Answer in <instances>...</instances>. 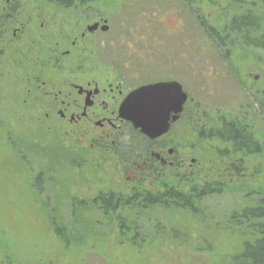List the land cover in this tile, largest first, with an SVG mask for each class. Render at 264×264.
<instances>
[{
  "label": "rangeland",
  "instance_id": "1",
  "mask_svg": "<svg viewBox=\"0 0 264 264\" xmlns=\"http://www.w3.org/2000/svg\"><path fill=\"white\" fill-rule=\"evenodd\" d=\"M49 1L18 0L20 17L34 20L38 28L51 23V31L64 27L70 40L106 19L110 29L97 38L115 39L120 57L130 45L142 47L149 32L151 41L161 44H154L158 63L175 69L193 99L194 125L218 119L220 112L246 110L263 153L247 158L242 177L227 178L224 159L217 155L224 151L222 145L201 140L195 132L178 134L183 146L195 148L194 175L184 191L193 186L202 190L214 180L223 185L220 195L202 200L195 214L157 205L100 210V196L124 190L121 158L112 152L82 156L59 125L39 120L10 64L0 71V259L14 264H230L251 238L229 216L264 196V52L231 38L225 61L224 50L212 49L180 0H96L93 8L79 10ZM4 6L0 0V11ZM203 9L223 28L236 13L264 14V0H236L220 8L205 4ZM203 116L207 118L200 122ZM178 150L190 157L187 149ZM116 216L126 220L124 230ZM135 236L140 239L136 245L130 241Z\"/></svg>",
  "mask_w": 264,
  "mask_h": 264
},
{
  "label": "flooded vegetation",
  "instance_id": "2",
  "mask_svg": "<svg viewBox=\"0 0 264 264\" xmlns=\"http://www.w3.org/2000/svg\"><path fill=\"white\" fill-rule=\"evenodd\" d=\"M3 2L5 6L0 11V71L11 64L22 84L19 89L26 91L27 101L33 104V113L39 120L59 125L61 133L75 141L82 156L112 152L125 166L124 190L100 196L99 209L114 212H127L134 206L145 209L150 207L147 201L160 198L162 193L177 192L179 188L184 190L182 186L189 184L194 175L195 148L193 144L183 146L178 134L193 136L195 132L201 140H215H210L207 135L212 129L208 124L211 120L200 127L194 125L195 111L190 108L193 99L183 85L188 101L176 122H173L176 115H170V131L161 138L149 139L120 116L126 99L139 88L162 82L179 83L173 67L166 69L158 63L155 45L161 44L151 41L152 35L147 32L142 47L133 49L130 45L120 57L115 39L97 38L109 31L102 30L108 23L106 19L87 25L70 40L64 27L51 31V23L47 26L42 22L38 28L34 20L21 18L18 0ZM95 24L99 25L98 29L90 32L88 28ZM167 33L174 42V36L169 31ZM105 44H108L109 56ZM204 118L207 117L200 120ZM137 145H141L140 148ZM178 149L188 150L185 154L190 156L191 163L187 173L189 158L181 155ZM132 155H135L134 159L130 158ZM224 176L227 175L224 173ZM179 177L182 179L178 180ZM126 203L131 207L124 206ZM115 219L120 221L122 229L125 228L127 223L123 222V217L116 216ZM137 223H133L134 230ZM250 238L252 241L257 239ZM139 240L135 236L130 241L136 245ZM0 264L14 263L0 259Z\"/></svg>",
  "mask_w": 264,
  "mask_h": 264
},
{
  "label": "trees",
  "instance_id": "3",
  "mask_svg": "<svg viewBox=\"0 0 264 264\" xmlns=\"http://www.w3.org/2000/svg\"><path fill=\"white\" fill-rule=\"evenodd\" d=\"M96 0H50L49 2L63 6L66 9L76 6V10L86 6L92 7ZM188 14H193L198 27L203 35L210 40L212 49L223 51L224 60H228V42L231 38H240L248 46L264 52V14L255 10H247L243 13L232 15L223 28L214 25L205 14L203 6L220 8L223 3H235L236 0H180ZM231 43V42H230ZM209 44V43H208ZM237 76V75H236ZM241 110V111H240ZM232 112H220L218 119L209 122L212 128L207 134L210 140H215L225 148V152L218 151L217 155L224 158L226 166L223 174L226 177L240 178L243 176L244 166L247 158L263 153V144L256 136L251 126L246 110L240 109ZM201 122V120H200ZM199 123V122H197ZM197 127V126H196ZM204 135V133H202ZM142 144V142H141ZM137 148V147H135ZM140 148V147H139ZM135 158V155L130 157ZM222 176V175H221ZM204 188L199 190L198 186L190 187L187 192L181 189L170 190L162 193L160 198L147 201V206H162L187 209L192 212L197 210L200 202L208 197L220 195L223 190L222 183L212 181L206 183ZM223 189V188H222ZM130 204V203H128ZM127 203L124 206H129ZM126 220L124 219L123 222ZM229 222L236 227L245 228L250 236L256 237L255 241L247 240L239 254L232 257L230 264H264V196L255 197L254 203L243 210L234 212L229 216ZM133 226V224L131 223ZM124 230V228H123Z\"/></svg>",
  "mask_w": 264,
  "mask_h": 264
},
{
  "label": "water",
  "instance_id": "4",
  "mask_svg": "<svg viewBox=\"0 0 264 264\" xmlns=\"http://www.w3.org/2000/svg\"><path fill=\"white\" fill-rule=\"evenodd\" d=\"M98 26V24L92 25L88 30L90 32L96 31ZM102 30L105 32L109 30L107 22ZM160 89L167 90L171 96V102L168 105L166 115L163 118L158 117L148 103H144L135 109L130 108L127 104L128 98L137 94H141L145 101H149L158 95V92L154 90ZM129 97L126 99L120 110L121 118L129 121L136 130H140L143 135L151 140H156L168 134L171 127L169 122L170 115L172 113L176 115L173 118V122H176L188 101L187 93L184 92L182 85L178 82H162L147 85L139 88L129 95Z\"/></svg>",
  "mask_w": 264,
  "mask_h": 264
},
{
  "label": "snow or ice",
  "instance_id": "5",
  "mask_svg": "<svg viewBox=\"0 0 264 264\" xmlns=\"http://www.w3.org/2000/svg\"><path fill=\"white\" fill-rule=\"evenodd\" d=\"M154 91H157L158 95H156L149 101H145L141 94L130 96L127 101L128 106L132 109H135L144 103H148L150 104L153 111L157 114V116L163 118L166 115L167 107L171 102V96L165 89Z\"/></svg>",
  "mask_w": 264,
  "mask_h": 264
}]
</instances>
